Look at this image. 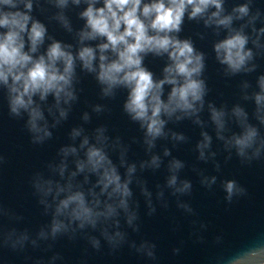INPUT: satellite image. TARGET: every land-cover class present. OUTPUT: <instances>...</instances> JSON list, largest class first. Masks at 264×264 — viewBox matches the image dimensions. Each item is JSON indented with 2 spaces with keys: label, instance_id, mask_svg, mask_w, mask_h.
Wrapping results in <instances>:
<instances>
[{
  "label": "clouds",
  "instance_id": "1",
  "mask_svg": "<svg viewBox=\"0 0 264 264\" xmlns=\"http://www.w3.org/2000/svg\"><path fill=\"white\" fill-rule=\"evenodd\" d=\"M70 7L80 9L77 15L83 24L78 29L66 14ZM51 9L55 11L48 21L72 34L74 43L56 39L33 15L34 10L44 14ZM185 17L215 37L224 34L213 41L212 52L225 78L257 71V59L264 58V10L256 0H240L230 9L226 0H0V91L8 115L24 121L33 145L51 140L53 130L69 119L80 99L82 73L94 78L101 101L113 100L126 90L122 112L141 133L126 140L110 135L104 123L86 127L93 115L110 111L106 103L89 104L90 111L81 113L80 123L70 128L67 142L59 146L55 157L31 176L33 194L49 220L35 231L21 229L15 223L23 217L0 207V217L10 222L0 225V247L23 252L43 246L48 251L58 238H80L96 251L102 242L113 252L127 245L140 256L156 260L154 242L129 238L128 229L140 231L137 191L148 216L156 213L157 204L167 208L168 196L176 198V207L185 214L195 215L191 204L181 199L193 190L192 181L181 177L186 162L172 154L190 137L170 124L190 121L199 129L192 171L205 188L211 189L218 178L198 164L211 163L219 172L221 149L225 162L233 154L242 164L264 159V74L256 77L255 86L247 79L238 86L240 101L253 105L251 114L240 102L229 106L208 100L207 54L191 38H180ZM197 35L205 38V33ZM148 55L166 57L160 77L144 65ZM214 139L219 142L216 150ZM133 144L142 146L146 158H129ZM162 167L164 183L150 189L143 173H156ZM221 184L228 203L247 195L235 179ZM205 228L200 223L192 234L202 241L198 233ZM179 252L180 248H173L174 254ZM58 260H62L60 254L53 253L47 261L38 258L34 264ZM223 264H264V241Z\"/></svg>",
  "mask_w": 264,
  "mask_h": 264
},
{
  "label": "water",
  "instance_id": "2",
  "mask_svg": "<svg viewBox=\"0 0 264 264\" xmlns=\"http://www.w3.org/2000/svg\"><path fill=\"white\" fill-rule=\"evenodd\" d=\"M238 2L240 0H226V7L230 9ZM256 5L264 10V0H256ZM79 10L71 7L66 10L75 29L83 24L77 15ZM52 11L55 10L51 9L48 13L42 14L39 10H34L33 15L48 26L49 34L56 39L74 43L72 34L67 33L55 22L48 21L47 16L51 15ZM182 27L180 38H191L195 47L207 54L205 71L209 87L207 99L217 105L227 103L231 106L236 102L243 103L251 114L253 105L251 102L240 101L238 86L241 79H247L255 86L256 77L264 74V58L257 59L259 67L255 73L225 78L212 52L213 41L223 38L224 34L215 37L210 30L204 29L202 24L189 21L187 17ZM197 33H205V38L201 39ZM165 64L166 57L148 55L144 60V65L156 77L161 76ZM78 87L82 89L79 102L74 105L69 119L61 127L53 130V138L44 145H33L30 135L23 126L24 121L8 115L7 101L3 91H0V156L4 157L3 163H0V207L23 217L20 222L15 223L18 228L35 231L49 220V217L42 214L38 198L33 194L31 176L34 172L43 170L45 163L55 157L59 146L67 142L70 128L80 123L81 113L90 111L89 104L106 103L110 111L100 117L93 115L92 123L86 127L91 128L104 123L108 125L110 135H120L126 140L141 135L138 126L131 123L122 112L121 106L127 95L126 90H121L113 100L101 101L96 81L92 76L83 73ZM204 116L207 118L206 113ZM169 127L190 137L188 144L179 145L172 150V154L186 162L181 177L192 181L193 190L190 196L181 199L191 204L195 215L185 214L182 209L176 207V198L168 196V207L162 208L157 204L156 213L148 216L143 197H140L137 191V199L140 201V231L134 233L128 229L129 238L137 242L141 239L154 242L156 260L140 256L127 245L113 252L102 242L101 249L96 251L83 239L69 240L67 237H61L48 251L43 246L39 249L27 247L23 252L0 247V264H34L38 258L47 261L53 253H59L62 257L56 264H223L228 257L255 242L264 241V159L242 164L233 154L232 159L225 162L226 153L221 149L217 156L221 165L219 172L214 170L211 163L198 164V167L206 170V174L216 175L218 178L211 189L205 188L192 171V165L196 163L193 148L199 139V129L190 121H183L177 125L170 124ZM261 131L264 133V129ZM218 147L219 142L214 139L213 149L216 150ZM157 151H160L159 144ZM129 158L132 160L146 158L140 144L132 145ZM165 176L166 170L163 167L156 173L150 171L143 173L149 188L153 190L155 184L164 183ZM226 179H235L246 188L247 195L234 198L228 203L224 199L225 193L221 184ZM193 221L197 222L195 226ZM200 223L206 225V228L198 233L203 237L202 241L192 234L194 227L199 229ZM0 225H10L7 217H0ZM217 237H220L219 243L216 242ZM173 248H180L179 254H174Z\"/></svg>",
  "mask_w": 264,
  "mask_h": 264
}]
</instances>
